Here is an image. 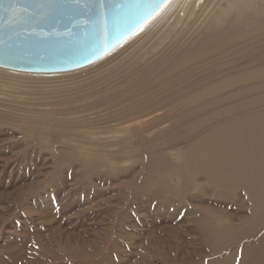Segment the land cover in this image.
<instances>
[{
    "label": "rangeland",
    "instance_id": "374dc122",
    "mask_svg": "<svg viewBox=\"0 0 264 264\" xmlns=\"http://www.w3.org/2000/svg\"><path fill=\"white\" fill-rule=\"evenodd\" d=\"M227 59L200 86L208 110L218 90L227 96L219 104L220 117L241 98L264 96V70L259 69L247 87L239 86L231 96L219 82L226 77ZM217 81L219 89L213 92ZM29 85L0 72V264H264V211H254L246 196L213 191L202 175L189 176L185 148L198 139L195 132L167 136L137 125L119 139L96 138L82 126L103 130L108 118L82 122L41 112L66 107L37 104L61 103L69 93L39 94ZM177 97L175 108H190L196 88ZM175 165L180 172H174ZM252 217L258 220L249 226ZM208 219L230 226L232 233L216 245L198 240Z\"/></svg>",
    "mask_w": 264,
    "mask_h": 264
},
{
    "label": "bare ground",
    "instance_id": "6f19581e",
    "mask_svg": "<svg viewBox=\"0 0 264 264\" xmlns=\"http://www.w3.org/2000/svg\"><path fill=\"white\" fill-rule=\"evenodd\" d=\"M230 57L231 59H227ZM225 59L226 77L219 82L229 87L231 96L239 86L247 87L248 81L252 80L259 70H264V0H169L141 31L92 65L58 75L16 72L5 68H0V72L13 80L17 79V82L32 83L33 86L29 87L39 89V94H53L59 92L58 90L69 93V99L61 103L54 100L51 103L42 101L37 104L43 107H66L41 108V112L71 116L73 121L82 122H93V119L100 120V117L108 118L102 127L103 130H100V126H82L86 129L85 132L96 138L103 135H108L107 138H118L129 135L133 129L145 125H149L151 129H159L167 136L195 132V135L199 136L198 139L185 145V149L188 148L185 151L187 157L184 156L189 176L202 175L203 179H208L207 182L214 185L213 191L220 194L246 196L253 201L251 204L254 211L262 212L264 96L256 95L246 100L241 98L220 117L219 104L226 101L227 96L218 90L210 99L212 108L208 110L210 106L203 99L204 92L200 87L209 75L217 73L221 68L219 63L223 64ZM239 66L242 73L238 71L240 69H236ZM263 79L264 77L262 81ZM219 82L213 92L217 90ZM191 87L196 88L194 105L190 108L185 105L175 108L173 100H176L174 98L177 93ZM230 111H237V114L230 115ZM208 120L211 122L206 127L205 122ZM107 121L110 125H107ZM114 122L115 124L111 125ZM105 138L103 141H106ZM180 166L175 165V173L181 171ZM252 218L248 221V225L251 224L249 226L258 220L256 217ZM208 220L207 225L203 224L200 229L198 240L216 245L232 233L230 226L217 225L213 219ZM227 221L229 220H226V223ZM261 224L260 222L259 227ZM259 253L257 255H260ZM222 261L218 264H230L228 261ZM32 263H35V260Z\"/></svg>",
    "mask_w": 264,
    "mask_h": 264
},
{
    "label": "water",
    "instance_id": "95a60500",
    "mask_svg": "<svg viewBox=\"0 0 264 264\" xmlns=\"http://www.w3.org/2000/svg\"><path fill=\"white\" fill-rule=\"evenodd\" d=\"M169 0H0V68L62 74L121 46Z\"/></svg>",
    "mask_w": 264,
    "mask_h": 264
}]
</instances>
